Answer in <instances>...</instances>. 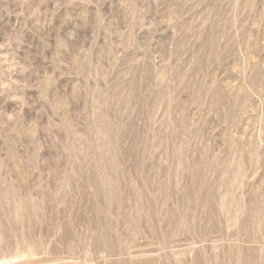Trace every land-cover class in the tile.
Wrapping results in <instances>:
<instances>
[{
  "label": "rangeland",
  "instance_id": "rangeland-1",
  "mask_svg": "<svg viewBox=\"0 0 264 264\" xmlns=\"http://www.w3.org/2000/svg\"><path fill=\"white\" fill-rule=\"evenodd\" d=\"M0 264H264V0H0Z\"/></svg>",
  "mask_w": 264,
  "mask_h": 264
}]
</instances>
